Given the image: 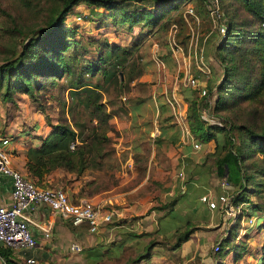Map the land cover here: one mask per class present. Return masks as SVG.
<instances>
[{
    "label": "rangeland",
    "instance_id": "obj_1",
    "mask_svg": "<svg viewBox=\"0 0 264 264\" xmlns=\"http://www.w3.org/2000/svg\"><path fill=\"white\" fill-rule=\"evenodd\" d=\"M124 3V9L129 11L143 5L152 7L154 3L153 9L157 7L158 16L155 22L143 18L128 27L127 10L119 11L114 18L109 13L111 9L94 7L92 3L80 0L65 15L64 25L49 35L46 31L56 21L61 0H0V126L12 135L11 147L13 154H18L17 162L25 166L26 156L22 152L26 154L29 147L39 146L55 124L71 125L76 136L70 147L77 151L83 146L86 160L71 169L56 167L43 178L35 179L44 186L64 188L73 200L98 203L114 212L113 220L102 223V229L96 231H90L87 225L75 226L65 221L62 224L66 232H59L56 237L53 231L46 240V245L56 244L55 250L39 254L35 264H136L148 250L145 245L149 240L154 244L169 243L172 247L186 227V222L180 221L177 233L171 238L164 231L148 235L155 230V221L168 211L171 199L187 197V189L195 187L192 181L191 186L185 188L190 173L188 168H182L181 154H185L189 162L203 160L207 157L200 155L209 148L204 142L194 147V141L199 139L191 129L190 132L185 129L186 139L182 141L189 146L182 148L167 135V127H161L160 135L152 134L154 119H174L175 114L188 120L191 106L186 97L176 100L167 88L164 95L157 96L160 97L157 102L153 100L139 106L140 100L148 98L150 88L156 89L161 84L166 87L165 82L176 80L172 70H168L166 78L160 76V79L155 74L165 68L161 60L171 52V46L179 45L186 53L191 51L192 57L194 48L203 50L205 55L207 52L216 59L218 72L224 79L221 88L211 93L210 99L198 109L201 125L206 127V121L215 119L213 123L220 129V140L241 153L245 175L251 174L245 181L255 189H262L259 184L264 179V154L257 150L256 136L248 131L250 128L260 133L264 127V87L255 89L261 77L263 56V50L257 48L254 41L263 25L260 19L245 8L242 0H219L226 19H229L226 36H222L208 10L207 0H160L156 3L153 0H126ZM190 6L193 12L188 11ZM25 42L28 43L26 49L23 48ZM134 42L136 48L128 52L127 59L120 54L121 49L109 50L112 43L132 45ZM59 54L69 61L75 58V63L72 70L56 76L50 69L44 70L42 63L51 58L56 60ZM101 56L107 59L109 68H115L116 64L122 75L125 74V85L117 83V75L102 74ZM146 59L150 61L149 72L141 75ZM5 62L9 63V68L13 67L11 71H6ZM98 65L99 69H93ZM139 65L142 72L136 75ZM80 71L84 80L101 87V99L111 113L106 122L91 119L93 114L87 110L75 113L74 117L75 106L70 112L69 104H76V100L70 97L68 84L77 79ZM24 78L34 86L31 93L24 91L27 85ZM154 82L156 87H153ZM178 87L182 89L181 85ZM184 87L182 90L191 91L195 101L201 97L192 87ZM161 101L169 110L164 109L156 118L153 104ZM134 104H137L136 113L131 114L129 109ZM141 119H148L149 123L139 127L137 124L142 125ZM44 124H47L45 131L41 127ZM159 125L166 124L161 122ZM179 170L183 171V176L178 174ZM192 224L189 226L193 227ZM261 227L264 229L263 220L256 226ZM75 230H84L83 236H73L71 231ZM133 232L140 236L125 238ZM72 240L81 243V251L70 250ZM120 240L122 249L114 252L113 247ZM249 241L233 236L228 243H220L216 254L223 257L231 249L233 264H238V255L248 251L260 259L247 264H264V244L252 251L248 247ZM90 253H94L96 259L88 263L86 259ZM4 256H0V264H29L21 258L17 261L9 255ZM175 258L183 259L180 255ZM12 260L14 263L9 262Z\"/></svg>",
    "mask_w": 264,
    "mask_h": 264
},
{
    "label": "crops",
    "instance_id": "obj_2",
    "mask_svg": "<svg viewBox=\"0 0 264 264\" xmlns=\"http://www.w3.org/2000/svg\"><path fill=\"white\" fill-rule=\"evenodd\" d=\"M178 47L171 46V52L164 56V59L161 60V62L164 65V69L159 70L155 74L157 77L161 79L160 76H164L165 78L168 76V70H172L171 74L173 76H176V80L174 83L172 82H165L166 87H162L161 85L157 86L156 89L150 88V92H148V98L145 100H140L139 106L148 104L155 100H160L161 94H165L167 88H169L170 93L173 95V97L176 100H184L185 97L183 96V90L187 86L193 87L191 85H188L184 81L185 75L189 72V70L194 71L195 68L193 67L194 62V55L196 48H194L193 57L192 52L189 51L188 53L184 52V49ZM207 55V62L210 66V73L209 74H202V79H200V86L202 85H208L212 88L215 87V85L220 81L221 74L218 72L217 68V61L215 58H213L212 55ZM149 61V60H148ZM148 63L147 59L144 60V72H142L141 75L148 74ZM188 65V66H187ZM147 66V68H146ZM146 68V69H145ZM158 78V79H159ZM208 82V84H207ZM178 85L182 86V89L178 87ZM153 87H156V83L154 82ZM186 93V91H184ZM163 94V95H164ZM164 101H161L160 103L153 104L152 111H156V118L158 115L161 116V113L164 109L169 110V107L166 104H163ZM140 106V108H141ZM170 106V105H169ZM132 108L129 109V113H133V111L136 113V107L137 104L132 105ZM139 116V115H138ZM140 117L144 118V115H140ZM174 119L176 118V121H173L174 119H154L153 120V128L152 133L153 135L159 134V128L158 123L162 122L165 123V126H162V129L164 127L166 128L167 135L177 144L182 147H188L189 143H183L185 138V129L186 131L190 132V125L188 120L180 119L175 114ZM140 121L142 125L137 124L139 127H143L145 124L149 123L148 119H141ZM152 120V119H150ZM45 125H41L42 129L46 130ZM158 131L155 133V131ZM198 139V138H196ZM201 143L204 142L209 147L207 151L200 156L204 157L206 156V159H196L195 161L192 160V162H189V158H185V154H181V165L182 168L189 169L190 177L188 178V181L186 182V189L191 186V182L193 181L192 185H195V187H191L190 189H187L188 195L187 197H184L183 195L180 197H173L175 198V201L173 202L172 209L168 210L163 214V216L159 217L158 221L155 227V230L148 233V235L153 236L156 233H160L162 231L165 232L166 236L169 238L174 237V235L177 233V228L179 226V222L182 221V223L187 222L188 220H192L193 224V230L190 232L188 238L183 239L177 246L174 247V244H172V247L169 245V243L162 244V243H155L152 244L147 251H145L144 255L140 257L138 262L136 264H176V261H181L180 259H176L175 255L179 257V255L183 258L180 264H185L186 262H191L192 264H203L208 262H214V264H233L232 260V250H227L226 254L223 257H218L216 254V250L212 249L210 250L211 245H214V242L219 241V244L221 241H225L228 243L229 239L233 238H246L249 243L248 247L252 248V251H255V249L259 247H263L264 244V229L261 227L256 228V226L263 220L264 221V179L263 182H261L259 185L262 186L261 190L255 191L252 190L253 187L250 186L249 181H247L245 186H250L251 190H247V195L243 199L234 200L235 202H242V209L244 208V211L242 214H239L238 216L232 217L230 215H227L223 211H220L216 208H210L205 202H202L199 200L198 195L200 193H208L211 197H214L217 195V193L221 190H226L227 192L234 194L237 193L236 186L232 183H229L225 179V175H219L215 173V165L213 163L214 157H215V151L217 148V145H220V139L216 138H210L207 140H198ZM174 142V143H175ZM23 156L25 157V153L22 152ZM18 154H13L12 157V164L16 166L17 168L22 169L23 172H26L25 166L22 167V165L17 162ZM178 155V154H177ZM209 158H211L209 162ZM174 159V158H173ZM192 163V164H191ZM183 170V169H182ZM264 176V175H263ZM223 179L227 181V185L223 184ZM258 185L257 183H255ZM254 184V186H255ZM188 185V187H187ZM249 193V194H248ZM172 198V199H173ZM11 182L8 176L0 173V203H9L11 202ZM171 199V200H172ZM248 206V209H245V207ZM32 215L34 219L38 220L42 225L43 224H49L51 223V231L50 233L54 231V235L58 237L57 233L59 232H66L64 230V223L65 221L69 222L67 219L63 218L57 213H53L51 209L43 202L36 205V207L31 210ZM171 220L172 222H170ZM109 222V221H108ZM191 222V223H192ZM255 227H254V223ZM70 223V222H69ZM107 223V222H103ZM154 223V222H153ZM71 224V223H70ZM73 225V224H71ZM79 225H87V224H79ZM78 226V225H75ZM101 226V224H100ZM99 226V228H101ZM252 227V228H251ZM98 228V229H99ZM33 232L36 237L37 243L34 247L31 248H21V249H14L17 250L15 253H12L14 250H11L9 257L11 255L15 254L12 259H15L18 261L19 258L23 259L25 256L32 255L35 258L39 257V254L47 253L55 250V245H52V243H48L46 245V240L51 236H44L41 230L37 227H33ZM102 229V228H101ZM123 229V228H120ZM73 236L74 235H82L84 233V230L81 231H71ZM68 234V232H67ZM144 234V233H143ZM93 236V234H91ZM130 236H140L138 233H131L128 236L125 237L126 239H130ZM61 239H63L61 237ZM172 240V239H170ZM177 240V238H176ZM176 240L174 242H176ZM79 242V241H78ZM122 240H120L118 243H116L113 247V251L117 252L122 249L123 243H121ZM80 243V242H79ZM81 245V243H80ZM58 246V245H57ZM82 246V245H81ZM92 247H90V250ZM150 249V250H149ZM71 250V249H70ZM82 247L78 250H72V251H81ZM219 250V249H218ZM217 250V251H218ZM112 251V250H109ZM0 256H4L0 253ZM249 256H252L251 259ZM6 257V256H4ZM93 257V258H91ZM235 257V254H234ZM198 259V261L195 260ZM96 255L94 253H90L89 257L86 259L87 262H91L90 260H95ZM231 259V260H230ZM246 261L244 262V260ZM260 259V256L251 255L248 254V251L243 254L242 256L237 258L238 264H247L248 261L250 262H258ZM25 260V259H24ZM192 260V261H190ZM10 263H14V261H9ZM24 262V261H23ZM190 263V264H191ZM79 264V263H78Z\"/></svg>",
    "mask_w": 264,
    "mask_h": 264
},
{
    "label": "trees",
    "instance_id": "obj_3",
    "mask_svg": "<svg viewBox=\"0 0 264 264\" xmlns=\"http://www.w3.org/2000/svg\"><path fill=\"white\" fill-rule=\"evenodd\" d=\"M80 0H61V8L59 9L58 16L56 18V21L52 24L51 28L46 31L47 34L51 35L55 33L58 27H62V24L64 25V19L65 15L73 4L77 3ZM94 5V7H102L107 9H111L112 11L109 12L110 15L114 16L121 10L126 11L127 9H124V2L126 0H86ZM137 2H142L145 0H136ZM155 3L156 1L160 0H153ZM209 0H207L208 2ZM219 2V0H218ZM243 5L245 8L255 17L260 19L262 22L261 28L258 30L256 37L254 38L255 43L257 44V48L263 50V56H262V66L260 69V80L255 89H262L264 87V0H242ZM154 3L152 4V7H149L147 5L139 6L134 9L127 10L128 11V27H131L133 24H136L138 22H141L143 18H147L148 22H155L158 14L156 13V9H153ZM220 5V4H219ZM222 6V5H221ZM220 6V9L222 10ZM209 10V9H208ZM223 16H224V22L226 24V33L228 31L229 27V19H226V14L224 9L222 10ZM121 19H119L120 21ZM115 22V21H114ZM231 25V23H230ZM40 32V31H39ZM225 35L223 36H226ZM33 38V37H31ZM30 38V39H31ZM29 39V40H30ZM28 40V41H29ZM136 42H134L132 45H122L119 43H112L110 44V51H117L118 49L120 51V54L124 56L125 59H127L128 52L132 51V48H136V45H134ZM25 49L28 47V43L25 42L23 45V48ZM196 51H198L196 49ZM24 53V51H23ZM166 57V56H165ZM103 63L102 66V74L104 76H115L117 75V83L121 85H125L126 83V76L125 74L120 77L121 72L120 69H117L116 64H114L115 68H109V63L107 62V59L105 57H100ZM57 60V61H56ZM54 60L51 58V60L47 62H43L42 67L44 70L50 69L53 74L56 76L61 75L64 71L72 70L73 65L75 63V58L72 59V61H69L68 58H66L64 55L59 54L57 56V59ZM112 64V63H110ZM4 66H7L6 71H11L13 67L9 68V63L5 62ZM87 67H90L88 64ZM144 67V65H143ZM93 69H99V65L96 67H93ZM225 69V68H224ZM124 72V70L122 69ZM142 67L139 65V71L136 75L141 74ZM202 75L200 76V79ZM224 79V77H222ZM220 79V81L215 85V87L202 85L200 86V79L198 80V85L193 86L192 88L197 90V92L200 94V87H206V93L200 94V98L198 97V100L195 101L194 96L192 95L191 91H186V93L183 91L184 97H186L187 102L190 103L191 106V116L188 115V122L190 125L191 131L193 130L194 133H196V137L199 140H207L210 138H218L220 139L218 131H220L219 128H216L213 121H205L207 122L206 127H203L201 125V120L199 118V111L202 104H205L206 101H208V96L211 93H216L218 88H221V84L223 82V79ZM27 83L26 85V92H32L34 89V86L29 82V79L24 78ZM20 84V83H19ZM70 97L72 99L76 100V104H69V110L71 112L73 106H75V111L73 116L75 117V113H85V110L90 111L92 113L91 119H98V121H107L110 117V111L106 110L105 108V101H102V89L98 84H91L84 80L82 78L81 71L79 74H77V79L75 81H72V83L68 84ZM253 89V90H255ZM210 99V98H209ZM73 102V101H72ZM82 108H81V107ZM203 116V115H202ZM204 117V116H203ZM205 118V117H204ZM72 119H75L72 117ZM85 119V118H83ZM160 123V122H159ZM159 133H161V127L162 125H159ZM96 126V125H95ZM8 131V130H6ZM198 131V133H197ZM250 135L253 137L256 136V139L259 141V145L257 147V150L262 152L264 154V127L261 129L260 133H256L252 129H248ZM158 135V134H157ZM160 135V134H159ZM76 136L75 128H73L69 124H55L54 129L50 132L49 135H47L42 143L39 146H31L26 151V159H25V168H26V175L32 178L36 184L43 185L38 183V179L43 178L44 175L49 174L53 169L56 167H64L67 169H71L74 167V165L80 164L81 162H84L86 160V157L84 156L85 148L83 146L80 147L77 151L73 150V148L70 147V142L74 141V138ZM215 157H214V165H215V171L219 175H225V179L236 186L237 194L234 197V200L238 199H244L247 195V190H251V187H247L244 184L247 182L245 181L246 178L249 176L251 177V174L245 175L244 168L242 166V159H241V153L239 151H236L229 145V143H224V141L220 140V145H217L216 151H215ZM83 165V164H81ZM264 175V172L263 174ZM37 180H36V179ZM256 186V185H255ZM252 190L258 191L261 189H255L252 188ZM73 200V199H72ZM76 201V200H74ZM175 201V198H173L169 203L168 206L169 209H172L173 202ZM189 224H191V221L188 220L186 222V227L182 230L180 234L177 236V240L174 243V247L177 246L183 239L188 238L190 232L193 230V227H190ZM153 240H149L146 245L145 249H148L152 244ZM224 244L225 241H221V244ZM10 249L8 247H3L0 245V253L2 255L8 256L10 254ZM241 255L239 254L238 257Z\"/></svg>",
    "mask_w": 264,
    "mask_h": 264
},
{
    "label": "built area",
    "instance_id": "obj_4",
    "mask_svg": "<svg viewBox=\"0 0 264 264\" xmlns=\"http://www.w3.org/2000/svg\"><path fill=\"white\" fill-rule=\"evenodd\" d=\"M207 7L214 18L215 25L223 36L226 33L223 12L220 9L218 0H209ZM193 12V8H188ZM193 67L185 75L186 84L198 85V80L202 74L210 73V66L207 56L203 50L195 51ZM206 93V87H200V94ZM158 131L156 130L155 133ZM12 135L0 126V173L9 177L11 182V202L0 203V245L12 249L31 248L37 243L33 232V227L41 230L44 236H49L52 224H41L34 219L32 211L37 204L45 203L53 213H57L67 219L73 225L87 224L90 231L98 230L100 224L113 220L114 212L104 208L98 203H88L86 201H74L61 187H50L38 185L26 175L22 169L12 164L13 151L11 147ZM200 141H194V147H199ZM73 145V143H71ZM178 174L183 176V171ZM228 184L223 179L222 185ZM200 201L205 202L210 208H216L232 217L242 214V202H235L234 194L221 190L211 197L208 193L198 195ZM71 250H78L81 245L78 241L72 240L69 244ZM220 248L219 241L214 243L213 249ZM25 261L35 264L38 260L32 255L25 256Z\"/></svg>",
    "mask_w": 264,
    "mask_h": 264
},
{
    "label": "water",
    "instance_id": "obj_5",
    "mask_svg": "<svg viewBox=\"0 0 264 264\" xmlns=\"http://www.w3.org/2000/svg\"><path fill=\"white\" fill-rule=\"evenodd\" d=\"M120 77H122V73L120 74Z\"/></svg>",
    "mask_w": 264,
    "mask_h": 264
}]
</instances>
